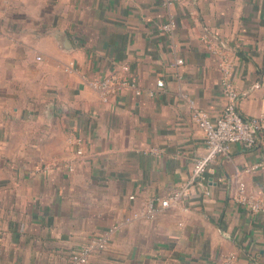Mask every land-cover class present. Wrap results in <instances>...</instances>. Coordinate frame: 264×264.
Wrapping results in <instances>:
<instances>
[{
  "label": "crops",
  "instance_id": "crops-1",
  "mask_svg": "<svg viewBox=\"0 0 264 264\" xmlns=\"http://www.w3.org/2000/svg\"><path fill=\"white\" fill-rule=\"evenodd\" d=\"M162 1L0 0V264H67L114 227L87 264H264V0H174L172 35ZM221 57L257 145L190 182L206 150L188 101L221 114ZM109 76L129 85L103 101Z\"/></svg>",
  "mask_w": 264,
  "mask_h": 264
},
{
  "label": "built area",
  "instance_id": "built-area-1",
  "mask_svg": "<svg viewBox=\"0 0 264 264\" xmlns=\"http://www.w3.org/2000/svg\"><path fill=\"white\" fill-rule=\"evenodd\" d=\"M173 1L174 0H163L161 3L162 7L166 10V21L161 25V30L169 35H172L176 29L175 17L169 10ZM182 64L183 60L177 58L172 63V66L177 68ZM219 68L224 76L222 81V94L227 99V103L223 107L221 114L216 118H212L206 111L197 109L191 101H188L191 108L192 120L198 129L203 133L206 150L205 154L194 162L190 182L196 179L203 182L209 163L218 156L227 155L232 145L239 144L246 150H252L257 145L260 122L255 118H243L237 111L236 105L238 95L227 79L230 71V64L225 57H221ZM156 84L158 87H162L163 85L162 81H157ZM90 85L100 91L103 101H106V94L109 90H111V87L118 90L122 87L128 86L129 84L126 81H117L114 77L109 76L104 77L99 81L92 82ZM130 86L134 87V85ZM136 94L139 93L136 91ZM181 97L186 99L184 95H181ZM76 142L80 143L81 140L77 139ZM260 166L264 167V158L259 163L253 165L251 169H255ZM242 191L243 186L241 185L240 192ZM187 192L188 187L186 184L165 198H150L146 200L145 204L139 211L131 213V215L125 218L122 223L127 224L132 220L138 219L144 221H154L172 203H176L180 201V199L185 198L187 196ZM205 194L209 195V192H205ZM130 199H133V197H130ZM247 208L251 213L263 211L261 205L254 201L247 202ZM116 228L118 227L109 229L102 235L93 238L85 246L75 249L70 254L67 264H87L93 254L100 253L105 250L108 240ZM223 264H233V257H228Z\"/></svg>",
  "mask_w": 264,
  "mask_h": 264
}]
</instances>
